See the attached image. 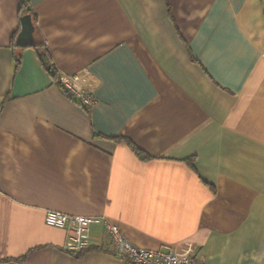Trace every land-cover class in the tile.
<instances>
[{
  "label": "crops",
  "instance_id": "obj_1",
  "mask_svg": "<svg viewBox=\"0 0 264 264\" xmlns=\"http://www.w3.org/2000/svg\"><path fill=\"white\" fill-rule=\"evenodd\" d=\"M20 2L58 80H96L91 109L33 46L15 68ZM47 211L202 264H264V0H0V264H124L102 225L64 251Z\"/></svg>",
  "mask_w": 264,
  "mask_h": 264
},
{
  "label": "built area",
  "instance_id": "obj_2",
  "mask_svg": "<svg viewBox=\"0 0 264 264\" xmlns=\"http://www.w3.org/2000/svg\"><path fill=\"white\" fill-rule=\"evenodd\" d=\"M58 81L70 99L78 106L91 109L97 103L93 92L96 80L90 75L88 69H83L82 73L60 75ZM44 223L48 227L62 229L68 233L62 249L72 255L88 250L90 228L94 225H102L113 255L124 264H202L191 250L159 252L138 248L123 237L117 225L103 217L69 216L60 212L47 211Z\"/></svg>",
  "mask_w": 264,
  "mask_h": 264
},
{
  "label": "trees",
  "instance_id": "obj_3",
  "mask_svg": "<svg viewBox=\"0 0 264 264\" xmlns=\"http://www.w3.org/2000/svg\"><path fill=\"white\" fill-rule=\"evenodd\" d=\"M18 14H19V21L22 17L24 16H29L30 17V21L31 24L33 26V37L35 35V16L34 14L22 3L20 2L19 5V10H18ZM20 29L18 30L17 33H15V35H13L11 37V45L14 47V66L15 68H17L19 66L20 63V53L23 47H19L15 45V39L17 34L19 33ZM32 46L35 48L36 54H37V58L41 64V66L43 67V69H45V71L50 75L51 79L53 80V82L55 84L58 85V87H60V89L66 93V91L62 88L61 84L58 81V75L53 67V64L51 62V59L47 53V51L43 48H41V45H39V43H36L35 41H33ZM117 141H122L124 142L129 149L141 160H146L149 157L146 156L140 149H138L131 141L127 140V139H116ZM193 158H188L185 160V162L187 163V165L191 168H193Z\"/></svg>",
  "mask_w": 264,
  "mask_h": 264
},
{
  "label": "water",
  "instance_id": "obj_4",
  "mask_svg": "<svg viewBox=\"0 0 264 264\" xmlns=\"http://www.w3.org/2000/svg\"><path fill=\"white\" fill-rule=\"evenodd\" d=\"M21 31L16 39L15 45L19 47H29L33 43V26L29 16L21 18Z\"/></svg>",
  "mask_w": 264,
  "mask_h": 264
},
{
  "label": "rangeland",
  "instance_id": "obj_5",
  "mask_svg": "<svg viewBox=\"0 0 264 264\" xmlns=\"http://www.w3.org/2000/svg\"><path fill=\"white\" fill-rule=\"evenodd\" d=\"M51 228H53V227H51Z\"/></svg>",
  "mask_w": 264,
  "mask_h": 264
}]
</instances>
